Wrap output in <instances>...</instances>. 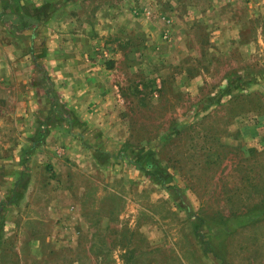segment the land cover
I'll list each match as a JSON object with an SVG mask.
<instances>
[{"label": "rangeland", "instance_id": "rangeland-1", "mask_svg": "<svg viewBox=\"0 0 264 264\" xmlns=\"http://www.w3.org/2000/svg\"><path fill=\"white\" fill-rule=\"evenodd\" d=\"M0 14V264H264V0Z\"/></svg>", "mask_w": 264, "mask_h": 264}, {"label": "crops", "instance_id": "crops-1", "mask_svg": "<svg viewBox=\"0 0 264 264\" xmlns=\"http://www.w3.org/2000/svg\"><path fill=\"white\" fill-rule=\"evenodd\" d=\"M62 0H0V11H4V12H9L10 13V7L13 5L14 6V9L16 12L20 13V17L22 18H25L26 15L24 14L27 10V5L28 4H41V3H46V2H51L53 4L55 3H58ZM151 9V8H150ZM161 13H158L157 15L156 14H152V17L154 18V20H158L159 18L162 19V21L164 20L165 21V24L162 22L164 28H167L170 29V18L168 17L167 14H164V15H160ZM1 15V14H0ZM31 15H28V18L30 17ZM58 16V14H56V17ZM56 20L58 21V17L56 18ZM169 22V24H167ZM128 29V27L126 28ZM68 62H59V61H54V60H50L49 61V66L52 67V70H55V68H60V70L57 69L56 71V81L58 82V88L60 90H62L63 92V96L70 100L72 99V95H71V92L69 90H65L64 89V86L60 87V84H65V82H68L70 81L71 79H73L72 75L68 74L65 75L64 74V65L67 64ZM89 69L92 70V72L90 73L89 70H87V72L83 75H79L78 77H80V79L83 81V82H88V79L89 81H92V84H95V81L99 80L101 82H103L102 78L97 75V72L98 69H99V66L97 65L96 62L92 61V66H88ZM100 73V72H99ZM76 75H74L75 77ZM86 77H89L88 79ZM60 78V79H59ZM106 78L104 79V83H106ZM97 84V82H96ZM104 89H107V87H104ZM104 89H101V86H93L92 85V97H100V96H103L102 95V92L106 93L107 90L103 91ZM85 90H81L80 91V94L83 93ZM78 110V109H77ZM79 111V110H78ZM94 111H96V109L92 110V115L94 113ZM79 113L81 114V112L79 111ZM248 214L247 212L243 215H246ZM248 222H255V219L252 220V218L248 219ZM37 239H42L41 237H36L35 240ZM34 240V241H35Z\"/></svg>", "mask_w": 264, "mask_h": 264}, {"label": "trees", "instance_id": "trees-1", "mask_svg": "<svg viewBox=\"0 0 264 264\" xmlns=\"http://www.w3.org/2000/svg\"><path fill=\"white\" fill-rule=\"evenodd\" d=\"M217 99H218V97H215V98H213V97L207 98L206 100H204V106L203 107L206 108V107L212 105L214 103V101H216ZM197 229H198V225L193 228V232H194V235L196 236V238L198 239V241L201 244L202 243L201 235H200V233H198Z\"/></svg>", "mask_w": 264, "mask_h": 264}]
</instances>
